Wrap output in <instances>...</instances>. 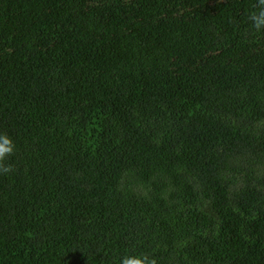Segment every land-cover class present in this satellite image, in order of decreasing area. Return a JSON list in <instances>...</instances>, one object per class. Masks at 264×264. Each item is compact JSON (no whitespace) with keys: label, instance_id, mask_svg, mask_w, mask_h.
Masks as SVG:
<instances>
[{"label":"trees","instance_id":"obj_1","mask_svg":"<svg viewBox=\"0 0 264 264\" xmlns=\"http://www.w3.org/2000/svg\"><path fill=\"white\" fill-rule=\"evenodd\" d=\"M257 0H0V264H264Z\"/></svg>","mask_w":264,"mask_h":264},{"label":"clouds","instance_id":"obj_2","mask_svg":"<svg viewBox=\"0 0 264 264\" xmlns=\"http://www.w3.org/2000/svg\"><path fill=\"white\" fill-rule=\"evenodd\" d=\"M259 8L258 12H253L249 19L253 22V26L256 30L264 28V0H257V5ZM15 144L13 139L6 133L0 135V172L8 174L13 170L11 164L3 163L5 159L14 154ZM121 264H157L155 258H150L147 255H125L121 261Z\"/></svg>","mask_w":264,"mask_h":264}]
</instances>
